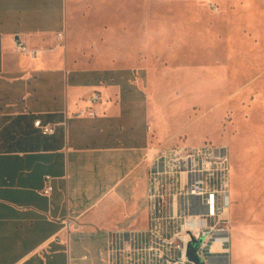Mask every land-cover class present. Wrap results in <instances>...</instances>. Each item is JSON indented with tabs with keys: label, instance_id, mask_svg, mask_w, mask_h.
<instances>
[{
	"label": "crops",
	"instance_id": "obj_1",
	"mask_svg": "<svg viewBox=\"0 0 264 264\" xmlns=\"http://www.w3.org/2000/svg\"><path fill=\"white\" fill-rule=\"evenodd\" d=\"M67 21L68 0H0V264H110V234L147 225L145 91L73 61Z\"/></svg>",
	"mask_w": 264,
	"mask_h": 264
},
{
	"label": "rangeland",
	"instance_id": "obj_2",
	"mask_svg": "<svg viewBox=\"0 0 264 264\" xmlns=\"http://www.w3.org/2000/svg\"><path fill=\"white\" fill-rule=\"evenodd\" d=\"M65 45L145 91L147 172L162 149L228 147L231 264H264V0H68Z\"/></svg>",
	"mask_w": 264,
	"mask_h": 264
},
{
	"label": "built area",
	"instance_id": "obj_3",
	"mask_svg": "<svg viewBox=\"0 0 264 264\" xmlns=\"http://www.w3.org/2000/svg\"><path fill=\"white\" fill-rule=\"evenodd\" d=\"M16 46L22 54L39 55L22 41ZM99 100L98 94L90 98L92 104ZM35 125L43 134L54 133L41 120ZM231 173L224 145L180 144L158 151L148 165L147 225L110 234V264H231ZM46 182L49 194L52 177Z\"/></svg>",
	"mask_w": 264,
	"mask_h": 264
},
{
	"label": "water",
	"instance_id": "obj_4",
	"mask_svg": "<svg viewBox=\"0 0 264 264\" xmlns=\"http://www.w3.org/2000/svg\"><path fill=\"white\" fill-rule=\"evenodd\" d=\"M190 255H191V257H194V255H193V253H192V252L190 253Z\"/></svg>",
	"mask_w": 264,
	"mask_h": 264
}]
</instances>
